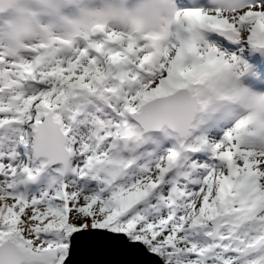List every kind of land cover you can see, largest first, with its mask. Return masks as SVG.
<instances>
[{"label":"snow or ice","instance_id":"6c2138e0","mask_svg":"<svg viewBox=\"0 0 264 264\" xmlns=\"http://www.w3.org/2000/svg\"><path fill=\"white\" fill-rule=\"evenodd\" d=\"M0 264H264V0H0Z\"/></svg>","mask_w":264,"mask_h":264},{"label":"rangeland","instance_id":"374dc122","mask_svg":"<svg viewBox=\"0 0 264 264\" xmlns=\"http://www.w3.org/2000/svg\"><path fill=\"white\" fill-rule=\"evenodd\" d=\"M11 10H12L11 7L6 4L4 9H3V12H4L5 15H8ZM213 123H214V125L212 123H210V122H207L206 129L208 130V132L205 131L204 127H202V128H200V131L197 130V134H199L203 130L205 135L210 136V139L219 138L220 133L223 131V129L225 127H227L230 124V121H228V122L223 121V123H221V124H220V122L217 123L216 121L213 122ZM206 125H204V126H206ZM215 127H216V129H215ZM161 132L153 134V135L154 136L160 135V134H162ZM213 135H214V137H213ZM157 138L161 141L162 144H165V145H167L169 143L167 141H171L172 140L171 139L172 137L166 136L165 134H163L161 136H158ZM171 145L172 144L170 143V146ZM170 146H166V147H170ZM24 152H26L25 155L23 154ZM202 153L204 155H207L204 152H202ZM29 155H30V153L28 151H26L24 148L20 149L19 158L24 160L25 163L31 164V160L29 159ZM203 157H205V156H203ZM45 177H46V173H43L41 178H38V180H39V181L37 180L38 181V185H35L36 181L29 182L27 184V186H26L27 192L29 194H32L33 192H36L38 189L43 188L45 186ZM20 187H21L22 190L25 188V186H23V185H21Z\"/></svg>","mask_w":264,"mask_h":264},{"label":"trees","instance_id":"16d2710c","mask_svg":"<svg viewBox=\"0 0 264 264\" xmlns=\"http://www.w3.org/2000/svg\"><path fill=\"white\" fill-rule=\"evenodd\" d=\"M221 123L223 122V121H220ZM204 155H200V157H203Z\"/></svg>","mask_w":264,"mask_h":264},{"label":"water","instance_id":"95a60500","mask_svg":"<svg viewBox=\"0 0 264 264\" xmlns=\"http://www.w3.org/2000/svg\"><path fill=\"white\" fill-rule=\"evenodd\" d=\"M159 130H157V131H154V132H158Z\"/></svg>","mask_w":264,"mask_h":264}]
</instances>
